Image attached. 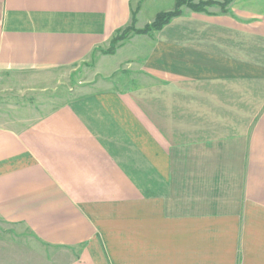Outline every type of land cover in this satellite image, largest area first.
<instances>
[{"label": "crops", "instance_id": "obj_1", "mask_svg": "<svg viewBox=\"0 0 264 264\" xmlns=\"http://www.w3.org/2000/svg\"><path fill=\"white\" fill-rule=\"evenodd\" d=\"M176 1L0 0V82L96 51L97 75L132 82L0 125V264H264V0L103 53Z\"/></svg>", "mask_w": 264, "mask_h": 264}, {"label": "rangeland", "instance_id": "obj_2", "mask_svg": "<svg viewBox=\"0 0 264 264\" xmlns=\"http://www.w3.org/2000/svg\"><path fill=\"white\" fill-rule=\"evenodd\" d=\"M193 1L194 3H199V1L208 0ZM184 8L200 13H210V11L214 8H220V10L222 11V7L218 4L204 5L203 8L199 11L193 10L187 5H183L182 10ZM136 22L137 19L134 23L135 27H137ZM161 29L153 30L149 33L131 32L130 35L127 36V38L120 40L115 50L109 51L112 46L113 39L116 38V34L120 30H123V28L119 29L112 36L108 46L102 49L103 53L108 55L114 54L116 53L117 48L122 45L128 38H132V36L134 37L137 35H147L151 34L152 32L156 33ZM98 54V51L94 52V54L88 61L80 63L78 65L62 67L56 70L36 72L34 73V75L19 76L10 73L4 74L3 81L0 82V125L15 126V123L13 121L21 117L29 118L36 117L37 115H43L53 108L65 102L67 103L72 96L71 93L76 92V90H80V87L82 85H92L95 82V84H102L103 88H105V85L115 86L117 88H125L128 86L130 87V84L132 83L130 76L125 77L127 74L123 73L125 66L117 67V71L114 72L110 77L103 78L102 76L97 75L95 59L93 56H97ZM125 78L129 81L127 82ZM250 106L253 105L247 104L244 110H246ZM254 107L255 106H253V108ZM235 121L241 123V120L239 119L234 118V122ZM256 232L257 229L255 226L251 227L246 224L245 226L240 225L239 234L241 237H244L243 234H245L246 236H252L253 241H255L257 239ZM246 253L247 251L245 252V254ZM236 259V264H258L256 260L251 259V255L242 256L241 248L238 255L236 256ZM219 262L223 264L222 259H218L217 263L219 264Z\"/></svg>", "mask_w": 264, "mask_h": 264}, {"label": "trees", "instance_id": "obj_3", "mask_svg": "<svg viewBox=\"0 0 264 264\" xmlns=\"http://www.w3.org/2000/svg\"><path fill=\"white\" fill-rule=\"evenodd\" d=\"M232 2V0H208V1H199V3H194L193 0H177L175 8L168 11H161L157 13L155 19L151 22L146 24L143 28L135 27L134 23L136 21V13L132 15V22L127 27L123 28L116 34V38L112 41V46L109 51H113L116 49L117 45L119 44L120 40L127 38L131 32L136 33H149L153 30L161 29L164 25L170 23L173 18L178 17L183 13L182 6L187 5L191 7L193 10H201L204 5L208 4H218L222 7V11L228 10V5ZM202 6V7H200Z\"/></svg>", "mask_w": 264, "mask_h": 264}]
</instances>
